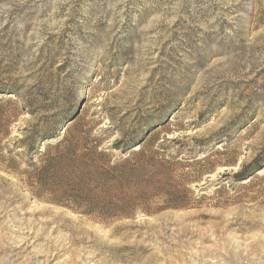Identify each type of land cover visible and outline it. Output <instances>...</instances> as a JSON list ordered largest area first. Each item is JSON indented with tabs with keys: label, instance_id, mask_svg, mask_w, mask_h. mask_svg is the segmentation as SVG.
Wrapping results in <instances>:
<instances>
[{
	"label": "rangeland",
	"instance_id": "374dc122",
	"mask_svg": "<svg viewBox=\"0 0 264 264\" xmlns=\"http://www.w3.org/2000/svg\"><path fill=\"white\" fill-rule=\"evenodd\" d=\"M0 107V264H264V0H0ZM74 125L135 212L42 179Z\"/></svg>",
	"mask_w": 264,
	"mask_h": 264
},
{
	"label": "trees",
	"instance_id": "16d2710c",
	"mask_svg": "<svg viewBox=\"0 0 264 264\" xmlns=\"http://www.w3.org/2000/svg\"><path fill=\"white\" fill-rule=\"evenodd\" d=\"M4 112L0 107V136L7 134L8 123L4 122ZM79 125L67 129L64 139L54 146H48L41 153L43 166L37 168L42 179L53 176L59 187L55 197L69 201L70 207L87 214L96 213L98 205L94 200L96 192L110 200H118L123 206L116 212H108L114 217L127 216L135 212L134 205L125 192L139 174L151 168L152 157H147L144 149L126 153V158L117 160L111 153L100 151L101 142L88 136L79 139L71 135ZM121 143H117L116 148ZM256 169H260L257 166ZM247 174L245 170L239 177ZM96 197V196H95ZM129 200V201H128ZM131 203V204H130ZM104 216V214L102 213Z\"/></svg>",
	"mask_w": 264,
	"mask_h": 264
},
{
	"label": "bare ground",
	"instance_id": "6f19581e",
	"mask_svg": "<svg viewBox=\"0 0 264 264\" xmlns=\"http://www.w3.org/2000/svg\"><path fill=\"white\" fill-rule=\"evenodd\" d=\"M260 174H264V171H261V173Z\"/></svg>",
	"mask_w": 264,
	"mask_h": 264
}]
</instances>
